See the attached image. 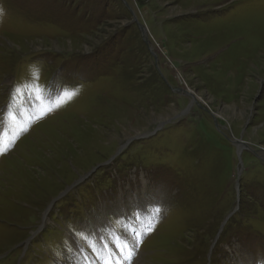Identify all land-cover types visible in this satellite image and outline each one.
Returning <instances> with one entry per match:
<instances>
[{
    "label": "rangeland",
    "instance_id": "obj_1",
    "mask_svg": "<svg viewBox=\"0 0 264 264\" xmlns=\"http://www.w3.org/2000/svg\"><path fill=\"white\" fill-rule=\"evenodd\" d=\"M2 156L0 264H264V0H0Z\"/></svg>",
    "mask_w": 264,
    "mask_h": 264
},
{
    "label": "water",
    "instance_id": "obj_2",
    "mask_svg": "<svg viewBox=\"0 0 264 264\" xmlns=\"http://www.w3.org/2000/svg\"><path fill=\"white\" fill-rule=\"evenodd\" d=\"M139 30L142 34V38L143 40L145 41V43H148V37H147V30L146 28L142 27V26H139ZM231 137V135H230ZM239 144H241L242 147L246 148L242 143L239 142Z\"/></svg>",
    "mask_w": 264,
    "mask_h": 264
},
{
    "label": "bare ground",
    "instance_id": "obj_3",
    "mask_svg": "<svg viewBox=\"0 0 264 264\" xmlns=\"http://www.w3.org/2000/svg\"><path fill=\"white\" fill-rule=\"evenodd\" d=\"M185 100V99H184ZM197 100H198V98H197ZM139 128V127H138ZM23 140V139H22ZM21 141V140H20ZM19 141V142H20ZM18 142V143H19ZM17 143V144H18ZM10 153V152H9ZM81 153V152H80ZM8 155V154H7ZM7 157V156H6ZM5 159V157L4 156H2L1 158H0V163L3 161ZM53 168H55V167H53ZM53 168H51V170H53ZM50 170V171H51ZM56 170V169H55ZM8 186V185H7ZM5 187V186H4ZM9 188H10V185L8 186ZM252 187V186H251ZM72 188V187H71ZM7 190H10V189H7ZM12 190V189H11ZM3 191H4V189H3ZM26 192V191H25ZM0 193H1V191H0ZM3 193V192H2ZM6 195V194H5ZM26 195V194H25ZM2 205V204H1ZM12 213V212H11ZM108 219V218H107ZM75 249L80 253V252H82V249L78 246V244L76 243V245H75ZM217 251V250H216ZM221 253V252H220Z\"/></svg>",
    "mask_w": 264,
    "mask_h": 264
},
{
    "label": "trees",
    "instance_id": "obj_4",
    "mask_svg": "<svg viewBox=\"0 0 264 264\" xmlns=\"http://www.w3.org/2000/svg\"><path fill=\"white\" fill-rule=\"evenodd\" d=\"M21 141H22V140H21ZM21 141H20V142H21ZM20 142H19V143H20ZM19 143H18V144H19ZM18 144H17V145H18ZM17 145H16V146H17ZM16 146H15V147H16Z\"/></svg>",
    "mask_w": 264,
    "mask_h": 264
}]
</instances>
